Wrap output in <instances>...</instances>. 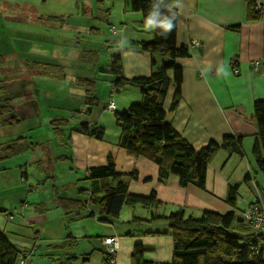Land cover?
<instances>
[{
	"label": "crops",
	"instance_id": "0c3cea01",
	"mask_svg": "<svg viewBox=\"0 0 264 264\" xmlns=\"http://www.w3.org/2000/svg\"><path fill=\"white\" fill-rule=\"evenodd\" d=\"M259 2L264 8V0ZM173 6L177 45L187 46L192 39L200 44L188 56L175 59L182 69L180 95L172 106L171 82L162 99L166 121L195 150L210 139L220 143L224 135L241 136V154L219 148L213 155L204 188L182 186L172 173L160 180L152 159L130 155L119 145L115 112L140 101L141 93L125 83L111 94L110 84L120 76H148L153 62L159 65L165 59L141 49L139 41L152 39L153 25L130 8L129 0H0L2 26L7 27L6 19L12 22L13 8L21 9L24 22L39 26L21 30L22 35L28 32L39 39L25 37L26 47L20 50L25 62L22 71L16 69L17 75L5 74L10 72L9 55L15 70V50L0 45V105L5 120L0 126L27 125L26 133L21 128L10 131L0 141V230L25 254L24 264H112L101 243L105 236H117L119 241L114 264H131L136 243L144 247V259L170 262L173 243L164 218L169 213L181 209L185 216L199 218L203 211H233L238 216L247 204L264 200V175L252 152L258 141L252 106L254 100L264 99L263 22L245 19V0H179ZM95 34L102 37L93 47L88 42L98 41L90 40ZM56 36L60 43L55 44ZM75 39L86 44L62 45V40ZM114 55L119 57V73L111 71ZM254 61H259L257 67ZM34 62L52 65L56 74H38ZM85 79L93 81L97 98L90 110ZM110 98L113 111L104 107ZM38 108L45 115L41 119ZM84 120L90 128H102V139L78 129ZM108 155L128 192L148 196L154 191L157 204H124L118 218L102 221L100 206L88 197L103 192L98 180L87 178V170L106 164ZM31 182L39 188L52 187L47 202L37 203L38 197H32ZM233 186H237L236 201L231 205L227 196ZM58 197L80 200L85 206L78 214H65ZM29 198L35 202H28Z\"/></svg>",
	"mask_w": 264,
	"mask_h": 264
},
{
	"label": "trees",
	"instance_id": "16d2710c",
	"mask_svg": "<svg viewBox=\"0 0 264 264\" xmlns=\"http://www.w3.org/2000/svg\"><path fill=\"white\" fill-rule=\"evenodd\" d=\"M101 2L102 0H96ZM130 8L139 11L143 17L155 11L153 19L168 18L172 28L166 33L159 25L153 24V37L150 40H141L139 45L142 50L163 56L165 59L159 65L153 61V70L148 76L132 77L126 79L118 77L111 83L114 92L125 83L136 86L141 93V100L131 103L126 110L115 112L116 123L120 127L119 145L134 156L144 155L152 159L159 167V179L164 180L169 173L178 177L179 184L186 186L194 184L204 188L208 163L219 148L241 154V136L224 135L220 143L210 139L199 150H195L190 143L182 138L165 119L162 99L168 85L173 82L174 95L172 106L176 104L180 95L182 69L176 65L177 57L189 55L186 45L176 43L177 11L170 0H129ZM247 21L262 20L264 31V8H256L255 0H245ZM121 65L119 57H111V71L119 73ZM33 70L38 74L54 76L52 65L33 63ZM171 72V76L169 73ZM86 101L89 108L96 105L97 98L93 92V81L85 79ZM3 85H0V92ZM4 106L0 105V123H5L1 118ZM253 115L257 127L258 141L253 146L252 152L256 158L259 170L264 175V99L254 100ZM87 113V112H85ZM10 123V122H9ZM78 129L87 135L102 139L103 130L99 126L89 127L87 121L79 123ZM87 178L100 182L102 194L89 193L88 201L98 203L103 217L102 221L116 219L124 204L133 206H153L157 204L155 192L148 196L131 194L128 192L127 183L121 179L122 175L115 170L111 155L107 162L101 166L88 169ZM130 176L135 177V172ZM249 176H246L248 179ZM115 185L112 186V182ZM237 186L229 188L227 200L231 205L236 201ZM58 205L65 214H78L85 206L84 202L75 199L57 198ZM171 229L172 259L170 262H152L144 259V247L136 243L131 255V264H264V234L252 238L249 227L233 211L219 214L203 211L199 218L185 216L183 210H177L164 217ZM250 239L249 243L241 242ZM258 240L259 250L255 247ZM20 253L8 241L0 230V264H17Z\"/></svg>",
	"mask_w": 264,
	"mask_h": 264
},
{
	"label": "rangeland",
	"instance_id": "374dc122",
	"mask_svg": "<svg viewBox=\"0 0 264 264\" xmlns=\"http://www.w3.org/2000/svg\"><path fill=\"white\" fill-rule=\"evenodd\" d=\"M93 2V1H92ZM7 12L9 13L10 12V10L9 9H7ZM12 16H14V18H12L11 20H12V22H10V20H8V19H6V21H7V27L6 26H2L1 24H0V38L1 37H6V39L4 40V39H2V40H0V45L1 46H5V45H7L8 47H12V49H14L15 51H13V53L15 54V56L17 57L16 59L18 60L16 63L18 64V66L19 67H16V65L13 67L15 70H11V68L12 67H10L11 66V64L9 63L10 62V60H13L14 58H12L10 55L9 56H7V62L8 63H6L7 64V69H10V72H11V74H10V72L8 71V74L7 73H5L7 76H11V75H17L16 73H18L17 72V70H20V71H22L21 69H22V63L23 62H25V60H24V57L22 56V53L20 52V50H24V48L26 47V40H28V39H26L25 37H29V39L31 38V39H34L35 41L37 40V39H39V37H38V35H34V34H31V33H24L23 35L21 34V30H25V29H27L26 31H28V30H31V29H36V28H39V26L37 25V24H31V23H27V22H24V20L23 19H21V17L23 16V15H21V9H19V8H13L12 9ZM23 21V22H22ZM95 25V24H94ZM6 27V28H5ZM31 28V29H30ZM47 29H49V28H47ZM89 30V29H88ZM22 36L25 38V39H22ZM50 36V35H49ZM53 36V35H52ZM95 37H97L98 38V41L95 39V40H92V39H94ZM102 36L101 35H98V36H96V34L95 35H93V38H92V36H91V39L90 40H92V42H88V43H90V46H93V47H95L96 46V43H99V39L101 38ZM58 37L56 36V39H55V44H57V43H60L61 42V40H58L57 39ZM9 39H11V40H9ZM52 39V38H51ZM25 40V41H24ZM75 41V42H74ZM74 41H69V40H62V45H64V44H71V42H73L72 44H73V46H78V45H84V44H86L85 42H82V41H78L77 39H75ZM50 42V46L49 47H47L48 49H51V47H52V41L50 40L49 41ZM67 42V43H66ZM54 43V42H53ZM101 43H102V40H101ZM72 46V45H71ZM8 47H6V48H8ZM9 49V48H8ZM74 49H71V51H73ZM77 67H80L79 65H76ZM75 65H74V69H76L77 67H76ZM84 66H87V65H84ZM89 66L90 65H88V68H89ZM17 69V70H16ZM73 69V68H72ZM0 74H2L1 72H0ZM88 75H91V74H88ZM93 75V74H92ZM104 82V81H103ZM41 109V110H40ZM38 108V119L40 118H42V117H40L41 115H43V117L45 116L44 114H43V111H42V108ZM86 116L87 115H89V113H84ZM26 123H24L23 125H20L19 127H12V128H8V127H4V126H0V137H2V138H0V141H4V137L8 134V132H12V133H17V130H19L20 128H21V130H24L25 129V127H27V125H25ZM9 130V131H8ZM47 130H49V129H47ZM16 131V132H15ZM24 133H26V131L24 130ZM15 135V134H14ZM16 135H18V134H16ZM5 163V162H4ZM33 177V176H32ZM34 178V177H33ZM36 181H39V179H36ZM31 184H32V182H31ZM33 185V189L34 190H32L31 192H30V194H32V197L34 196H37L38 197V199H39V202H37V203H40L41 202V200L42 199H45V198H47L48 199V197H49V193H50V190H52V187L51 186H49L50 187V189H49V187H47V189H45V188H39L40 186H39V184H32ZM10 191V190H9ZM15 192H17L16 190H14ZM10 193H11V191H10ZM2 194H0V196H1ZM31 197V198H32ZM0 200H2V202H3V198H0ZM26 200V199H25ZM27 201L28 202H30V201H34V200H30V198L29 199H27ZM44 201H46V199L44 200ZM35 202V201H34ZM47 202V201H46ZM69 220V219H68ZM38 253V252H37Z\"/></svg>",
	"mask_w": 264,
	"mask_h": 264
},
{
	"label": "built area",
	"instance_id": "2783aa9c",
	"mask_svg": "<svg viewBox=\"0 0 264 264\" xmlns=\"http://www.w3.org/2000/svg\"><path fill=\"white\" fill-rule=\"evenodd\" d=\"M172 2H176L179 0H170ZM256 8L263 9L262 4L259 2V0H255ZM111 31L115 30L114 26L110 27ZM200 44V41L197 39L190 40L188 46L189 52H191L196 46ZM234 63V61H232ZM259 65V61H254L253 66L257 67ZM237 72V70H235ZM110 91L111 94L114 93V87L112 84H110ZM105 109L109 111H113L115 109V104L112 98L108 100V102L105 104ZM89 171L87 170V173ZM238 216L243 219V221L247 224L249 227L250 233L253 234L252 238L254 237L257 239V236L264 234V200L261 198L247 204L245 209L239 212ZM241 242L243 243H249L250 239H243ZM257 244L254 247L252 245L251 249L255 248L256 251L259 250L260 242L256 240ZM101 243L104 246L105 252L107 254V258L109 262L112 264L116 261V256L118 252L119 247V241L117 236H105L101 238ZM25 254L23 252L18 256L17 264H24Z\"/></svg>",
	"mask_w": 264,
	"mask_h": 264
},
{
	"label": "clouds",
	"instance_id": "9594fccd",
	"mask_svg": "<svg viewBox=\"0 0 264 264\" xmlns=\"http://www.w3.org/2000/svg\"><path fill=\"white\" fill-rule=\"evenodd\" d=\"M153 15H155V11H153V13H151L149 15V18H148V23L150 25H153V24H156V25H159V27L161 29H163V32L166 33L167 31H169L171 28H172V22L170 19L168 18H164V19H161V20H155L153 19Z\"/></svg>",
	"mask_w": 264,
	"mask_h": 264
},
{
	"label": "water",
	"instance_id": "95a60500",
	"mask_svg": "<svg viewBox=\"0 0 264 264\" xmlns=\"http://www.w3.org/2000/svg\"><path fill=\"white\" fill-rule=\"evenodd\" d=\"M89 110H90V108H89Z\"/></svg>",
	"mask_w": 264,
	"mask_h": 264
}]
</instances>
